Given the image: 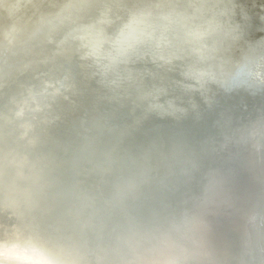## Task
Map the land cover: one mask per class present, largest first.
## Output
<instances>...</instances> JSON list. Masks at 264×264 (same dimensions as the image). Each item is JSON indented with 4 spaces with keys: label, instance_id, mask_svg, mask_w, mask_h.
<instances>
[{
    "label": "bare ground",
    "instance_id": "1",
    "mask_svg": "<svg viewBox=\"0 0 264 264\" xmlns=\"http://www.w3.org/2000/svg\"><path fill=\"white\" fill-rule=\"evenodd\" d=\"M259 10L0 0V264H264L257 203L196 222L171 203L178 167L204 166L216 142L264 178V129L237 139L264 116V60L232 32Z\"/></svg>",
    "mask_w": 264,
    "mask_h": 264
},
{
    "label": "water",
    "instance_id": "2",
    "mask_svg": "<svg viewBox=\"0 0 264 264\" xmlns=\"http://www.w3.org/2000/svg\"><path fill=\"white\" fill-rule=\"evenodd\" d=\"M263 2L264 0H256V4H258L260 10L236 20L235 28L232 29V32L236 29L240 41L245 42L246 45H250L253 52L258 53V58L261 61L264 60ZM251 13L253 12L251 11ZM261 80L264 79H259L257 85ZM205 81L207 82V79ZM253 88L252 86H244V92H241L239 97L241 98L239 100L241 103L245 102L244 100L249 95V98H252L251 93ZM262 90L264 92V88L259 91ZM199 106L201 107V105ZM192 110L193 108L189 109V113ZM202 116V110L197 111V117L201 119ZM252 124L253 126H257V131L261 130L262 132L264 129V116H256L249 119L246 125H243L239 129L237 139H241L244 135L248 136L247 134L252 130V127L250 128L249 125ZM197 135V133L192 131V140L200 149L203 146H209V144H206L205 139L202 138V133L198 137ZM215 145L217 147H213L214 153L210 157L206 155L204 166L200 162L199 164L197 163L198 165L189 164L186 159L182 162L183 165L178 167L174 179L182 194L180 193V201L178 199L173 200L172 198L171 203L182 214H185L183 213V208L188 207V216L192 217L191 220L193 222L209 217L213 218L225 212H231L235 218H238L242 215L243 205L245 206L250 202L257 203L251 206L259 210L258 214L260 215V226H258L254 233L256 234V243L260 248L259 250L264 255V231H261V229L264 230V208L261 206V200L264 197V178L258 175L255 176L254 170L240 156L241 153H238L237 141L236 144L231 146L219 144V142H216ZM229 147L231 148L228 149ZM218 153L220 154L218 155ZM202 169H212V171H209L206 177L207 185L201 186L202 188H196V192L194 191V193L197 196L194 197L195 194H193L192 197V194L189 192L190 185L194 182H197L199 185L202 184L200 180L205 178L204 175L201 176ZM199 175L201 179L196 180ZM185 187L186 190H184ZM184 194L186 195L185 198H183ZM245 258L247 264H260L257 255L255 256L253 253L252 255L249 253Z\"/></svg>",
    "mask_w": 264,
    "mask_h": 264
}]
</instances>
